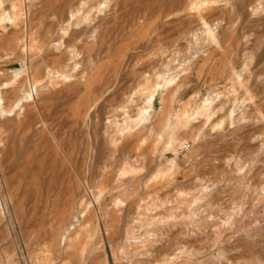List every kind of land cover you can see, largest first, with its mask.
Returning <instances> with one entry per match:
<instances>
[{"label":"rangeland","instance_id":"obj_1","mask_svg":"<svg viewBox=\"0 0 264 264\" xmlns=\"http://www.w3.org/2000/svg\"><path fill=\"white\" fill-rule=\"evenodd\" d=\"M0 201V264H264V0H0Z\"/></svg>","mask_w":264,"mask_h":264},{"label":"bare ground","instance_id":"obj_2","mask_svg":"<svg viewBox=\"0 0 264 264\" xmlns=\"http://www.w3.org/2000/svg\"><path fill=\"white\" fill-rule=\"evenodd\" d=\"M188 1H189V0H188ZM85 2H86V1H85ZM198 2H199V1H198ZM81 4H82V3H80V6H81ZM189 5H192V6H193V4H189ZM192 6H190V7H192ZM194 6H195V5H194ZM208 6H209V5H208ZM210 6H212V5H210ZM77 7H78V6H77ZM78 8H79V7H78ZM78 8L75 9L74 11H72V12H71V10H70V12H71L70 17H71V18H74V20H75L76 22H78V21L80 20V18L82 19V16H83V15H82V16L79 15L80 18H76V17H75V14H76V12L78 11ZM82 9H83V8H82ZM195 9H196V7H195ZM203 9H204V7H203ZM195 11H197V10H195ZM201 11H202V10H201ZM201 11H199V12H201ZM70 12H69V13H70ZM78 13H79V12H78ZM78 13H77V14H78ZM84 13H85V11H84ZM80 14H81V13H80ZM196 14H198V12H196ZM198 15H200V14H198ZM76 16H77V15H76ZM200 16H201V15H200ZM200 16H199V17H200ZM68 17H69V16H68ZM70 17H69V18H70ZM201 17H202V16H201ZM74 20L71 19V21H73V24H74ZM67 22H68V21H67ZM76 22H75V24H76ZM79 22H81V20H80ZM202 22H203V19H202ZM203 23H205V22H203ZM83 24H84V23H83ZM66 25H67V24H66ZM80 26H81V25H80ZM83 26H84V25H83ZM208 27H209V26H208ZM66 29H67V28H66ZM78 31H79V30H78ZM63 32H64V31H63ZM67 32H68V31H67ZM67 32H66L65 34H67ZM67 35H68V34H67ZM64 36H66V35H64ZM75 36H76V35H75ZM25 40H27V39L25 38ZM25 40H24V41H25ZM56 40H57V39H56ZM56 40H55V41H56ZM14 42H15V41H14ZM14 42H12V43H14ZM14 44L16 45L17 42H15ZM28 44H29V43H28ZM53 44H54V43H53ZM63 45H65V44H63V40H62V41L60 40V41H58V43H56V45H55L56 48H55V47H54V48H55V49H58V50H60V51H63V50H61L62 47H63ZM26 46H27V42H25V44H24V49H25ZM28 46H29V45H28ZM76 46H77V45H76ZM31 47H32V46H31ZM31 47H30V48H31ZM74 47H75V46H74ZM22 48H23V47H22ZM75 48H77V47H75ZM63 49H64V48H63ZM27 50H28V49H27ZM27 50H26V51H27ZM31 50H32V49H31ZM31 50H30V51H31ZM77 50H78V49H77ZM26 51H25V52H26ZM70 51H72V50H70ZM70 51H69V52H70ZM64 52H65V51H64ZM225 52H226V51H225ZM60 53H61V52H60ZM62 53H63V52H62ZM70 55H71V54H70ZM28 61H29V59H28ZM27 70H28V66H27ZM18 74H20V73H15V74H13V76L16 78ZM20 75H21V74H20ZM26 79H27V81L30 83L31 75H30V73H28V72H27V78H26ZM33 82H34V81H33ZM33 84H34V83H33ZM30 85H31V83H30ZM30 85H29V86H30ZM31 86H32V85H31ZM33 86H34V85H33ZM29 88H30V87H29ZM32 91H33V90H32ZM28 95H29V94H28ZM124 108H125V107H124ZM123 114H124V113H123ZM126 114H127V113H126ZM115 116H116V115H115ZM128 117H131V116H128ZM40 118H41V117H40ZM131 118H132V117H131ZM115 119H116V118H115ZM130 122H131V121H130ZM131 126H132V125H131ZM55 144H56V143H55ZM59 151H60V150H59ZM61 153H62V152H61ZM67 163H68V162H67ZM82 187H83V186H82ZM0 202H1V201H0ZM68 228H69V227H68ZM66 229H67V228H66ZM66 231H67V230H66ZM61 236H62V235H61ZM107 250H108V249H107ZM111 262H112V260H111ZM111 262H110V263H111Z\"/></svg>","mask_w":264,"mask_h":264}]
</instances>
